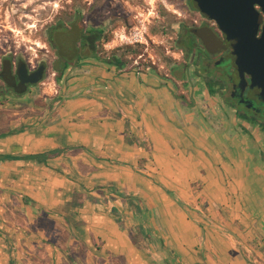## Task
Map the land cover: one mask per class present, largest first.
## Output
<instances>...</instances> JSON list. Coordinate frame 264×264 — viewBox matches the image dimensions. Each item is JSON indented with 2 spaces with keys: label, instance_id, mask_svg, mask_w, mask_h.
<instances>
[{
  "label": "crops",
  "instance_id": "1",
  "mask_svg": "<svg viewBox=\"0 0 264 264\" xmlns=\"http://www.w3.org/2000/svg\"><path fill=\"white\" fill-rule=\"evenodd\" d=\"M82 71L0 111V264H264V153L158 76Z\"/></svg>",
  "mask_w": 264,
  "mask_h": 264
},
{
  "label": "flooded vegetation",
  "instance_id": "2",
  "mask_svg": "<svg viewBox=\"0 0 264 264\" xmlns=\"http://www.w3.org/2000/svg\"><path fill=\"white\" fill-rule=\"evenodd\" d=\"M40 6L41 0H0V26L6 27L2 23L11 18L27 25L30 19L41 15ZM187 7L195 19L191 26L182 27L179 32L182 62L174 75L183 79L191 98L178 97L202 120L226 127L264 153V0L248 10L242 20V28L233 32L203 12L196 0H188ZM36 20L40 26L41 20ZM44 27L55 59L51 63L42 60L35 64V61L27 60L17 52L1 57L0 111L39 106L35 103L26 105L24 101L39 90L50 70H54L59 88L57 94H60L64 87H68L69 81L78 78L75 73L90 62L107 63L118 71L126 68L118 57H98L99 41L94 52L85 45L81 40L82 35L90 33L81 24L77 40L64 31L71 29L72 24L57 27L55 17ZM56 29H63L62 34H55ZM68 43H73L72 47ZM139 65L131 68L138 76L148 74L169 82L165 78L169 75L163 77L151 70L144 73ZM40 69L42 79L36 83L30 82L29 79Z\"/></svg>",
  "mask_w": 264,
  "mask_h": 264
},
{
  "label": "rangeland",
  "instance_id": "3",
  "mask_svg": "<svg viewBox=\"0 0 264 264\" xmlns=\"http://www.w3.org/2000/svg\"><path fill=\"white\" fill-rule=\"evenodd\" d=\"M187 1L41 0V15L30 19L27 25H23L16 18L2 23L6 27L0 26V58L17 52L27 60L35 61V64L42 60H48L51 63L56 56L44 25L55 17L57 27L72 24L71 29H64V31L76 40L80 31L79 24L89 32L103 31L104 40L98 42L100 45V48H97L98 57H118L126 64V68L131 69L140 64L144 73L151 70L163 77L169 75L165 78L169 79L174 92L188 99L191 95L185 88L183 79L176 78L174 75V71L181 67L182 62L178 42L179 32L182 27L191 26L195 19V15L191 14L187 7ZM36 18L41 20L40 26L37 25ZM142 26L146 29L143 43L106 48V45L115 39L116 33L125 31L131 35L136 28ZM62 30L56 29L54 33L62 34ZM107 38L110 40L105 42ZM71 44L73 45L68 43V46L72 47ZM59 47L63 49V46ZM87 52L90 54L89 51ZM53 71L48 72L39 90L25 100L24 104L35 103L46 107L55 104L59 88ZM83 74L85 73L82 69L75 73L78 77H82Z\"/></svg>",
  "mask_w": 264,
  "mask_h": 264
},
{
  "label": "water",
  "instance_id": "4",
  "mask_svg": "<svg viewBox=\"0 0 264 264\" xmlns=\"http://www.w3.org/2000/svg\"><path fill=\"white\" fill-rule=\"evenodd\" d=\"M199 8L206 14L216 18L221 26L233 32L242 28V20L248 10L260 0H196ZM42 79V69L29 79L36 83Z\"/></svg>",
  "mask_w": 264,
  "mask_h": 264
},
{
  "label": "trees",
  "instance_id": "5",
  "mask_svg": "<svg viewBox=\"0 0 264 264\" xmlns=\"http://www.w3.org/2000/svg\"><path fill=\"white\" fill-rule=\"evenodd\" d=\"M89 33L90 34L83 33L81 40L85 45H88L91 48V50L94 52V51H96V43L100 40H104L103 39V31H101V30L90 31ZM109 40L110 39L107 38L105 40V42H108ZM54 153H59V151H56ZM47 158H48L47 154L27 156V159L37 160L39 162H45L47 160ZM17 159H18V157H16V156L0 155V161H11V160H17ZM121 195L127 199L131 198V196H127L126 194H123V193ZM143 211L144 210L140 209L139 214H138L140 217L143 216ZM142 236L146 239V236H144V231L142 230V228L141 227L140 228L139 227L134 228L133 238L134 239H141Z\"/></svg>",
  "mask_w": 264,
  "mask_h": 264
},
{
  "label": "built area",
  "instance_id": "6",
  "mask_svg": "<svg viewBox=\"0 0 264 264\" xmlns=\"http://www.w3.org/2000/svg\"><path fill=\"white\" fill-rule=\"evenodd\" d=\"M145 33V26L136 28L131 35H128L125 31H120L119 33H116L115 39L106 45V48L111 49L114 47L123 46L124 44L143 43L145 39Z\"/></svg>",
  "mask_w": 264,
  "mask_h": 264
}]
</instances>
